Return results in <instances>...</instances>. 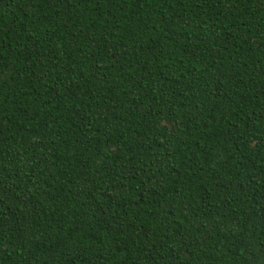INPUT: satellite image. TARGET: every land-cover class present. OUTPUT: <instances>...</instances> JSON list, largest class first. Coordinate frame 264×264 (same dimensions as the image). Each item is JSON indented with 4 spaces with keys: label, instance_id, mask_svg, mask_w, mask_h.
<instances>
[{
    "label": "trees",
    "instance_id": "obj_1",
    "mask_svg": "<svg viewBox=\"0 0 264 264\" xmlns=\"http://www.w3.org/2000/svg\"><path fill=\"white\" fill-rule=\"evenodd\" d=\"M0 264H264V0H0Z\"/></svg>",
    "mask_w": 264,
    "mask_h": 264
}]
</instances>
